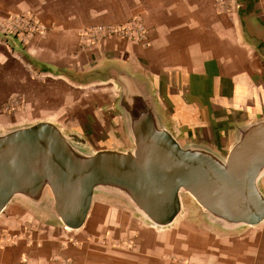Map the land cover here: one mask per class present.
<instances>
[{
    "label": "crops",
    "instance_id": "crops-1",
    "mask_svg": "<svg viewBox=\"0 0 264 264\" xmlns=\"http://www.w3.org/2000/svg\"><path fill=\"white\" fill-rule=\"evenodd\" d=\"M239 1L231 14L215 0H0V24L33 13L44 26L25 44L0 33V129L50 120L102 133L117 116L109 112L114 96L99 85L117 88L81 80L107 58L150 83L177 140L226 151L234 126L264 116V59L250 41L264 28V0ZM134 17L147 46L113 36L80 43L84 28ZM14 95L24 102L17 123L1 111ZM183 205L182 216L159 229L120 200L95 195L84 226L68 230L12 202L0 215V264H264V222L223 233L202 221L192 200Z\"/></svg>",
    "mask_w": 264,
    "mask_h": 264
},
{
    "label": "water",
    "instance_id": "water-1",
    "mask_svg": "<svg viewBox=\"0 0 264 264\" xmlns=\"http://www.w3.org/2000/svg\"><path fill=\"white\" fill-rule=\"evenodd\" d=\"M241 3L236 1V14ZM254 31L258 36L250 41L264 59V28ZM94 82L115 84L109 112L117 116L112 122L124 142L115 145L112 136L102 143L50 120L0 130V215L17 202L78 230L101 195L159 229L182 216L185 198L207 226L223 233L264 222V116L234 126L228 149L220 151L202 140H177L152 86L125 62L96 64L81 80Z\"/></svg>",
    "mask_w": 264,
    "mask_h": 264
},
{
    "label": "built area",
    "instance_id": "built-area-1",
    "mask_svg": "<svg viewBox=\"0 0 264 264\" xmlns=\"http://www.w3.org/2000/svg\"><path fill=\"white\" fill-rule=\"evenodd\" d=\"M236 0H215V7L221 13L234 14ZM44 26L33 13L16 14L8 18L5 24H0V33L17 37L22 43H26L34 34L42 32ZM108 36L123 39L130 43L148 45L147 29L138 17L126 22L113 25H94L84 28L79 32V40L82 45L100 44ZM24 106L23 100L14 95L2 106V111L16 113ZM74 243V242H73ZM64 264H69L65 260Z\"/></svg>",
    "mask_w": 264,
    "mask_h": 264
},
{
    "label": "rangeland",
    "instance_id": "rangeland-1",
    "mask_svg": "<svg viewBox=\"0 0 264 264\" xmlns=\"http://www.w3.org/2000/svg\"><path fill=\"white\" fill-rule=\"evenodd\" d=\"M101 90L103 91V94L106 95V94H109L110 96H114L112 100H114V98L116 97V94H117V91H115V87L114 85L112 84H109V85H99ZM111 87L113 86V90H110V88L108 87ZM2 111V110H1ZM108 112V110H106ZM4 113H10V112H7V111H2ZM11 115L14 116V121L17 123L19 122L16 118H18L19 116H24L25 115V112H24V106L20 109V111L16 112V113H11ZM109 123L107 125H104L102 128L100 127V129L102 130V133H99V134H96L97 137H105L106 136V132L108 134H110L109 136H115L116 140H114L113 144L115 145H118V143H122L124 142L123 140V137H122V133H121V130H120V127L116 124H114V122H112V119H109ZM18 125V124H17ZM17 125H14L12 127H8V128H4V129H0V130H6V129H9V128H13V127H16ZM59 125V124H58ZM61 126V125H60ZM63 127V126H61ZM94 131V127H91ZM90 127H84L85 129V133L86 134H89V132H93L91 130ZM65 130H69L68 128H64ZM113 138V137H112ZM123 140V141H122ZM263 191H264V186H263ZM22 207H24V205H21ZM26 208V207H24Z\"/></svg>",
    "mask_w": 264,
    "mask_h": 264
}]
</instances>
